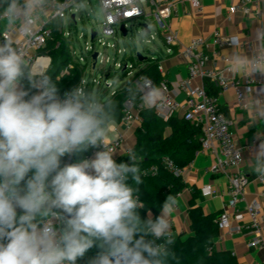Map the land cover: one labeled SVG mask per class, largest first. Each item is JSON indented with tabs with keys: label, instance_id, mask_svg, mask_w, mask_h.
<instances>
[{
	"label": "clouds",
	"instance_id": "clouds-1",
	"mask_svg": "<svg viewBox=\"0 0 264 264\" xmlns=\"http://www.w3.org/2000/svg\"><path fill=\"white\" fill-rule=\"evenodd\" d=\"M38 3L20 7L13 0L8 13L23 15ZM256 39L264 49V27ZM22 66L16 51L0 46V264H76L94 246L101 251L90 264H162L163 246L145 236L167 234L175 198L142 223L143 205L126 183L128 173L139 171L131 160L118 164L105 149L61 166L66 155L107 144L104 108L82 88L60 98L47 79L34 78L25 90ZM231 68L264 74V58L236 54ZM257 155L264 156V143Z\"/></svg>",
	"mask_w": 264,
	"mask_h": 264
},
{
	"label": "built area",
	"instance_id": "built-area-1",
	"mask_svg": "<svg viewBox=\"0 0 264 264\" xmlns=\"http://www.w3.org/2000/svg\"><path fill=\"white\" fill-rule=\"evenodd\" d=\"M82 0H39V3L29 10L26 14L11 15L8 9L0 15V20L6 18L13 19V25L9 30L0 33V46H10L23 59V66L29 67L34 65L36 60L42 56L39 52L45 48L48 42L53 38L54 31L48 27L52 20H62L61 33L68 40L71 33L64 30L65 21L68 18L70 22L77 24V15L81 13L79 6ZM103 11V19L98 23L95 31V37L92 43L85 42V49L79 60H75L70 51L72 62L69 68L80 65V62L88 60L93 66V54L98 52L96 66H102L110 61L109 57H105L101 50L96 48V43L101 46L116 48L115 43L108 42L109 39L114 40L118 35H123L122 26L129 32L135 25L141 27L145 34L151 35L148 21H152L157 32L162 36L165 45L172 52V47H177L178 54L186 61L188 66V76L180 79L173 89H169L166 80V73L161 63L157 64L158 72L162 76V80L157 88L159 99L151 103V107L155 110L157 116L163 121L168 120L174 115H180L193 124L200 126L202 130V151L213 152L216 154V160L205 170L207 174L218 175L226 174L228 178V187L226 195L228 197L227 207L234 210H223L216 220L217 227L220 231L232 230L234 233L251 235L250 241L247 243L248 248H258L264 251V156H258V164L256 165L255 174L249 176L241 169L243 164V148L236 141L235 135L231 129L232 122L227 115L221 110L219 105V96L228 89H234L239 104H243L245 94L252 93L255 86H260L264 94V82L260 78L259 72H249L246 69V81L244 85L226 76L222 71L216 69H205L206 63L211 59L207 53L208 39L203 36L193 37L188 44H181L177 35L171 30L169 19L177 7L185 0H99ZM194 13H203V4L201 0H187ZM25 3H19L18 6L23 7ZM229 13L235 14L241 12L243 14H253L256 18L264 20V12L260 7V0H241L237 4L229 6ZM131 24V25H130ZM143 24H147L149 33H146ZM130 25V26H129ZM128 34V33H127ZM86 37V35H82ZM234 39L225 35L221 30L216 29L211 36V45L215 48L213 57H220L218 51L221 47H232ZM72 47V46H71ZM125 49H117V54L125 53ZM264 58V53L255 55L252 60ZM226 62L229 60L222 57ZM135 60L139 61L137 56ZM115 69L126 72L131 79L135 78L134 84L141 90H152L153 82L145 77L138 76L139 72H135V64L128 60H115L113 62ZM22 66V67H23ZM95 66V67H96ZM230 71L232 68H228ZM68 68L63 71L67 72ZM62 73V74H63ZM110 72L104 71L100 78L93 79L88 83L84 76L77 88H82L86 95V89L91 84L97 86L104 84L105 87H112V81L109 80ZM209 78L218 88L217 95H209L204 87V79ZM200 79L201 82L195 84ZM67 90L65 92H69ZM64 92V93H65ZM64 93L60 95L63 98ZM184 93L186 99L184 102L177 100V95ZM102 106V101L99 102ZM145 107L144 103L135 105L132 101L125 102L124 115L120 121V125L124 128H130L135 122H141L140 111ZM123 136L117 135L114 139L108 140L106 145L94 147L91 154L85 158L91 159L97 151L111 150L114 155L121 149ZM264 143V137L259 144L254 146L256 153L260 150V145ZM251 148V147H249ZM253 148V147H252ZM163 164L176 177H182L187 167L180 168L169 158H165ZM190 165V164H189ZM188 165V166H189ZM150 172L157 173V167H151ZM255 181L259 185L257 200L246 203L243 213L238 204L246 202V189L250 182ZM203 197L216 195V191L210 185L201 188ZM176 208V205H175ZM247 218V221L245 220ZM235 221L236 225L232 226ZM246 221V222H245ZM54 226L59 229V222ZM169 231V230H168ZM163 246L160 243L157 246Z\"/></svg>",
	"mask_w": 264,
	"mask_h": 264
},
{
	"label": "crops",
	"instance_id": "crops-1",
	"mask_svg": "<svg viewBox=\"0 0 264 264\" xmlns=\"http://www.w3.org/2000/svg\"><path fill=\"white\" fill-rule=\"evenodd\" d=\"M240 1L201 0L204 11L201 14H197L193 12L189 2L185 0L174 9L169 19V25L181 44H188L193 37L197 36L207 38V53L211 56V59L206 63L205 69L222 71L226 76L244 85L246 81V69L230 71L228 68H231L232 58L236 54L246 57L251 61L255 55L264 53V49L260 47L259 41L256 39V30L264 27V20L256 18L253 14L246 15L241 12L230 14L228 11L229 6L237 4ZM20 3H25V0H21ZM260 7L264 12V0H260ZM12 25V18L0 20V33L9 30ZM216 29L237 40L238 44H234L232 47L219 48L220 57L212 59L215 48L211 45V36ZM156 35L163 40L162 36L158 32H155V34L149 35V39L146 42H154ZM168 49L165 43L163 48L157 46L156 57L141 62V68L138 72L152 61L157 62V64L161 63L166 73L167 85L169 89H173L180 79L188 76V66L186 61L178 54L177 47H172V52L170 53ZM222 57L227 58L229 61L226 62ZM40 59L44 60L39 62ZM50 66L51 58L42 55L30 68V73L32 75H42ZM96 67L92 66L93 69ZM260 78L264 82V74L260 73ZM200 82L201 80L197 79L195 84ZM91 87L86 89L88 95H90ZM113 87L114 83L112 82V87L109 89H113ZM116 91V89H113L110 96ZM142 96L143 103L147 109H153L151 103L159 99L157 88L154 87L152 90L142 91ZM150 97L152 98L150 99ZM176 98L179 102H184L186 99L184 93L178 94ZM97 102H100V100ZM219 105L232 122L231 129L236 141L243 148V164L241 169L247 175L253 176L259 161L254 146H257L264 137V94L260 86H255L252 93L245 94L243 104L241 105L237 101L234 89L231 88L219 96ZM141 125L142 121L135 122L130 128H124L115 121L108 123L106 130V138L108 140L114 139L119 134L123 136L122 147L113 156L114 160L132 152L137 144V130ZM91 158H94V156ZM215 160V153L200 150L195 154L190 165L187 166L183 174L186 188L176 197V208L169 218L170 229L168 232L174 237L181 236L182 239H186L194 235L191 231V221L188 215L192 200H194L195 206H201L205 214L221 213L225 209L229 210L230 213H234L233 209L227 207V175H210L206 173L205 169L214 163ZM206 185H210L216 191V195L203 197L201 195V188ZM258 191L259 185L257 182H250L246 189V202L238 204V208L243 213L246 212V203L258 199ZM149 217H152V215L150 214ZM245 220L247 221V218ZM235 225L236 222L233 221L232 226ZM219 232V236L213 240L215 251L230 252L237 258L238 264H264V251L258 248H248L247 246L252 237L251 235L234 233L232 230H219Z\"/></svg>",
	"mask_w": 264,
	"mask_h": 264
},
{
	"label": "trees",
	"instance_id": "trees-1",
	"mask_svg": "<svg viewBox=\"0 0 264 264\" xmlns=\"http://www.w3.org/2000/svg\"><path fill=\"white\" fill-rule=\"evenodd\" d=\"M13 0H0V15L7 10ZM19 4L21 0H16ZM48 27L54 31L53 38L39 53L51 58L50 68L42 75H32L29 67L23 66L24 76L21 83L25 90H30V80L42 78L49 80L62 95L67 90L77 88L83 78L86 68L75 65L69 68L72 62L69 42L61 33L62 20H52ZM67 72L63 71L67 69ZM63 73V74H62ZM138 76L150 79L153 87L158 88L162 80L157 69V62H150L143 68ZM131 79L122 89L114 92L109 99L102 101L104 112L102 127L107 130L111 121L120 123L124 115L125 102L130 100L135 105L143 102L141 90ZM204 87L209 95H217L218 88L209 79H204ZM142 125L137 130V144L130 154H124L117 158L116 163L136 166L139 171L135 174L128 173L126 183L134 189V196L143 207L137 212L142 223L151 218L155 220L160 216L163 204L167 198L176 197L186 188L182 177H176L163 164L165 158L172 160L180 168L187 167L194 159L195 154L202 149V130L200 126L193 124L180 115L172 116L168 122H162L155 114L154 109L144 107L140 111ZM168 129V131H167ZM94 147L79 154L66 155L62 158L61 166L72 164L84 159L91 154ZM132 157H135L132 160ZM157 167V173L150 172L151 167ZM31 175V173H30ZM138 175L140 183L133 179ZM195 195V194H194ZM19 214V210H18ZM152 217H149V215ZM221 213L205 214L201 206H195L194 200L188 210L193 236L182 239L174 237L170 232L157 239L152 235H146V241H154L155 245L164 243V251L167 255L158 257L162 264H238L237 258L228 251H215L213 240L219 236L216 220ZM139 239V235L136 236ZM171 241L169 243L168 241ZM101 251L98 246L88 250L83 257L77 259L76 264H90V261ZM156 259V258H153Z\"/></svg>",
	"mask_w": 264,
	"mask_h": 264
},
{
	"label": "rangeland",
	"instance_id": "rangeland-1",
	"mask_svg": "<svg viewBox=\"0 0 264 264\" xmlns=\"http://www.w3.org/2000/svg\"><path fill=\"white\" fill-rule=\"evenodd\" d=\"M79 6L81 8V13L77 15V24L70 22L67 18L64 27L66 32L71 33L69 39L72 47L69 45V48L70 51L72 48L73 57L77 61L79 60V57L82 56V52H84L85 42L92 43L91 31L97 29L98 23L103 19V11L99 0H82ZM148 24L151 34H155L157 29L153 22L148 21ZM82 35H86V37H83ZM147 39H149V35L145 34L141 27L135 25L132 29H129L127 36L118 35L114 40H108L110 43H115L116 48L105 47L96 43V48L101 50L105 57H109L110 61L102 66L99 64L95 69L92 68V63L89 60L88 64L86 62H80L81 67L86 68L84 73L85 80L90 83L93 79L100 78L102 69H104V71L110 72L109 80L114 83L113 89H120L130 81L131 77L127 76L126 72L122 73L121 70L115 69L114 71L113 62L115 60H128L135 64L134 71L138 72L141 68V62L135 60L137 53H141L150 60L151 58L156 57L155 52L157 51V46L161 48L164 47L163 40L157 35L156 40L152 43L146 42ZM117 49H125L126 52L123 54H117ZM91 86L90 95L93 96L96 101L107 100L113 90L105 87L103 83L99 86L96 84H91Z\"/></svg>",
	"mask_w": 264,
	"mask_h": 264
},
{
	"label": "water",
	"instance_id": "water-1",
	"mask_svg": "<svg viewBox=\"0 0 264 264\" xmlns=\"http://www.w3.org/2000/svg\"><path fill=\"white\" fill-rule=\"evenodd\" d=\"M143 27H144V29H145V31L147 32V33H149V29H148V26H147V24H143L142 25ZM122 32H123V35L124 36H127V30L122 26ZM95 31H93L92 33H91V38L93 39L94 37H95ZM137 58H138V60L140 61V62H144V61H146L148 58L147 57H145V56H143L141 53H137ZM97 57H98V52H96V53H94L93 54V56H92V58H93V67H95L96 66V62H97Z\"/></svg>",
	"mask_w": 264,
	"mask_h": 264
},
{
	"label": "bare ground",
	"instance_id": "bare-ground-1",
	"mask_svg": "<svg viewBox=\"0 0 264 264\" xmlns=\"http://www.w3.org/2000/svg\"><path fill=\"white\" fill-rule=\"evenodd\" d=\"M44 59H40V61L39 62H42Z\"/></svg>",
	"mask_w": 264,
	"mask_h": 264
}]
</instances>
